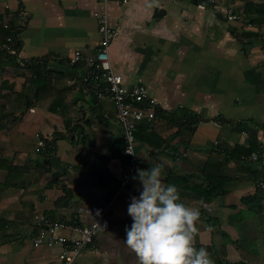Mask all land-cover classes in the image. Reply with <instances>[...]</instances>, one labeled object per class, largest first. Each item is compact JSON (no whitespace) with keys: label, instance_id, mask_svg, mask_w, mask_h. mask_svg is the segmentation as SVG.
I'll return each instance as SVG.
<instances>
[{"label":"crops","instance_id":"1","mask_svg":"<svg viewBox=\"0 0 264 264\" xmlns=\"http://www.w3.org/2000/svg\"><path fill=\"white\" fill-rule=\"evenodd\" d=\"M217 1L201 10L193 0H0L4 23L21 31V66L0 71V264H61L58 248L33 245L36 224L46 217L99 223L96 247L82 251L80 263L139 264L124 244L125 229L133 222L131 197L142 190L133 177L150 169L149 160L178 187L182 202L200 208L195 247L216 258L213 264H264V189L258 186L264 157L238 165L225 156L250 141L264 150V25H251L242 14L247 1L264 0ZM104 9L119 32L109 54L124 85L142 82L167 114L185 110L206 119L193 136H181L159 117L150 142L140 130L136 169L124 188L129 158L114 104L87 91L85 62L70 63L77 51L96 55L95 14ZM228 10L242 18L229 20ZM244 32L254 36L242 40ZM42 59L51 84L37 92L24 64ZM37 134L56 140L51 158L37 152ZM11 171L15 186L6 188ZM57 176L72 192L69 205ZM218 176L228 177L227 193L207 201L200 186Z\"/></svg>","mask_w":264,"mask_h":264},{"label":"built area","instance_id":"2","mask_svg":"<svg viewBox=\"0 0 264 264\" xmlns=\"http://www.w3.org/2000/svg\"><path fill=\"white\" fill-rule=\"evenodd\" d=\"M106 1L103 0V3L105 4ZM217 4V0H205L197 3V7L205 10L215 7ZM95 17L98 20L100 35V45L96 55L85 58L81 51H77L71 56L70 63L76 65L85 62L87 74L83 83L87 87V91H93L98 100H108L114 104L115 116L125 140V153L129 158L127 169L121 178V187L124 188L130 182L136 169L135 145L138 127L145 123L153 127L157 119V110L160 107L142 82L127 87L123 83L122 76L114 73L109 49L119 32L110 25L106 9L100 13L97 12ZM241 18L242 16L235 14L234 10H228L229 20L238 21ZM8 41L12 43L13 39L9 38ZM6 50L17 54L12 45H7ZM36 137L38 152L45 148L46 141L41 134H37ZM261 156L264 157V150L262 153H254L249 159H246L250 162H258ZM258 186L264 189V183H259ZM36 225L38 230L37 235L33 238V245L58 248V258L61 264H82L78 260L80 253L85 249L96 247L98 222L85 225L78 219L58 220L46 217L39 219Z\"/></svg>","mask_w":264,"mask_h":264},{"label":"clouds","instance_id":"3","mask_svg":"<svg viewBox=\"0 0 264 264\" xmlns=\"http://www.w3.org/2000/svg\"><path fill=\"white\" fill-rule=\"evenodd\" d=\"M149 162V170L137 169L133 177L142 190L128 205L133 222L125 229L124 244L139 264H213L205 248L195 247L200 208L182 202L178 187L165 182L161 166Z\"/></svg>","mask_w":264,"mask_h":264},{"label":"trees","instance_id":"4","mask_svg":"<svg viewBox=\"0 0 264 264\" xmlns=\"http://www.w3.org/2000/svg\"><path fill=\"white\" fill-rule=\"evenodd\" d=\"M205 1V0H193L195 4ZM235 12V11H234ZM237 12V11H236ZM242 14L244 15L245 20L247 19L251 25H258L259 28L264 25V3H256L253 1H247L242 8ZM20 33L21 31L18 30L12 21L9 23H4V16L0 15V71H4L8 66H21L18 59V54L21 49V41H20ZM253 33H246L244 32L241 36V39L244 40V38H251L253 37ZM256 36V35H255ZM13 39L12 43H9L8 39ZM7 45H12V47L17 51V54H12L9 51L6 50ZM47 60H36L31 61V63H25L24 66L26 68H29L33 71V79L32 83L34 87L36 88V91H40L42 89L46 88V85L51 84L50 83V71L48 69ZM90 94L94 97L95 94L93 91H90ZM97 99V98H96ZM164 118L169 123H174L179 128V133L182 136L184 133L190 136L194 135L197 127L203 123L206 122V119L193 112L181 110L180 112L170 113L167 114L162 109L157 110V118ZM223 122V120H221ZM225 122V121H224ZM239 127L245 126V123H239ZM4 126H1L3 128ZM152 127L148 124H142L138 127V131L136 133V138L138 137V134L140 130L145 131L146 137L149 138L147 141H151L150 138L153 136L154 132L150 130ZM46 141V146L44 149V154L49 158L52 157L54 150H55V142L56 140ZM162 143H165L162 142ZM263 147L259 142L250 141L248 143V146L243 145H237L234 149L230 151V154H225L227 160L234 161L238 165L247 164L250 161L248 160L254 153H262ZM177 152V150L175 149ZM248 158V159H246ZM15 172V171H14ZM11 171L9 179H7L5 183V187L9 188L12 186H15V184L12 182V179L14 177L13 173ZM264 173V170L261 171ZM180 177H176V179H179ZM183 179V178H182ZM228 177L224 176H218V177H212V179H209L207 186H200L203 190L206 191L207 195H202L206 197L205 199L209 201L212 198H215L217 196L225 195L227 193V183H228ZM210 182V183H209ZM54 183H56L65 193L64 196V203H68L71 201L72 198V192L68 190L64 185L59 184L60 180L57 176L54 180ZM256 198H249L247 201L255 200ZM246 200V199H245ZM218 264H222L221 261H218ZM234 264H248L244 262L234 263Z\"/></svg>","mask_w":264,"mask_h":264},{"label":"rangeland","instance_id":"5","mask_svg":"<svg viewBox=\"0 0 264 264\" xmlns=\"http://www.w3.org/2000/svg\"><path fill=\"white\" fill-rule=\"evenodd\" d=\"M238 229H239L238 232H239V234L242 235L243 239H245V238H248V239H249V238H250V235H249L248 233L242 231V230H243V226H240ZM244 229H245V228H244ZM256 229H257V230H256V232L253 233V236L257 239L258 246H260V245L262 244L261 241L263 240V239H262V231H260L259 226H257ZM241 231H242V232H241ZM226 243H228V239L224 238V242H223V244H226ZM226 245H227V244H226ZM213 258H214V257H213ZM214 261H216V258L213 259V262H214Z\"/></svg>","mask_w":264,"mask_h":264}]
</instances>
